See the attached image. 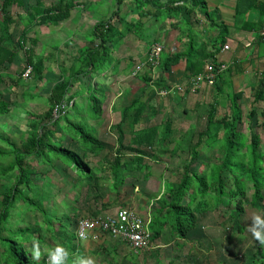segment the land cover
<instances>
[{
  "label": "trees",
  "instance_id": "obj_1",
  "mask_svg": "<svg viewBox=\"0 0 264 264\" xmlns=\"http://www.w3.org/2000/svg\"><path fill=\"white\" fill-rule=\"evenodd\" d=\"M121 1L119 0V4ZM146 1L153 2L157 8L140 12V18L143 16L155 17L157 13H160V10H164L168 13H180L187 19V12L193 13L199 10L211 23H215V12L208 11L205 0ZM34 2L29 7L23 8V0H1L0 82L3 80L1 70L7 69L9 64L13 62L18 47L25 50L27 55L25 69L27 66H31L30 72L36 74L40 79L43 77V58H35L32 48H25L23 45L25 44L24 38L34 25L57 23L65 20L75 5L73 0H54L49 5H46L44 0H34ZM17 4H20L22 11L12 12L10 8ZM120 8V11L126 12L125 5ZM117 13H120L119 9H116L113 14ZM235 13H241L237 5ZM21 23L24 27L19 30L18 27ZM258 26L254 28L258 30ZM93 34L97 44L84 51L85 55L82 59H84L86 66L79 73L80 76L87 77L88 80L92 79L91 72L100 71L105 63L109 62V44H112L113 41H119L121 38V34L116 31L112 23V18L97 23L93 28ZM226 36L227 28L221 25L220 32L213 44V51H209L206 56L207 64L218 63L214 55L224 45ZM194 39V37L188 39L187 48L184 52L176 53L167 58L164 62V68H168L184 57L190 56L196 43ZM201 72L203 69L198 73ZM198 73L196 72V74ZM220 76L216 78L214 84L217 85L220 82ZM70 78L52 87L47 97L49 102L47 109L33 115L39 126L34 128L33 133L27 137L21 146L15 145L4 133L0 132V185L2 187V197H0V264H48V252H42L39 259H33L30 253L31 240L38 239L42 242L41 234L43 232H48L49 238H55L57 240L56 245H63L70 250L72 256L69 264H72L76 257L83 256L79 242L76 243L75 228L72 230L67 228L70 218L59 214L55 206L44 207L41 198L37 196L41 186L40 184L33 185L30 175L31 171L34 172V170L33 168L29 169L30 164L28 163V161L38 160L49 165L53 159H57L75 167L82 177L93 179V170L83 158L87 156L86 152L93 154L107 147L106 143L99 140L98 136H93L88 130V126L91 124L89 121L97 122L102 116L105 90L99 91L98 82L94 80V84L89 87L87 95L80 90H74L71 98L67 101L65 96L72 85ZM252 94L253 102L245 116L249 121L255 118L257 109H259L258 104L264 103V72L257 74V83L252 88ZM79 96L82 97V101L76 102V98ZM241 96V91H232L228 97V111L223 112L221 116H218L216 103L210 107L205 129L197 134L196 142L190 147V158L184 163L178 180L176 182L164 180L162 192L155 196L158 206L154 215L149 211L147 214L149 217L148 228L151 233L149 243L152 247L153 242L162 237L165 228L168 229L173 239H186L191 230L201 227L199 223L203 222L205 214L210 210L217 211V208L218 212L221 210L227 212L228 216L225 220L231 219L238 223L241 214L244 212L245 203H247L248 189L251 191L248 200L250 206L255 209L264 207V133L261 137L249 126L248 134L242 131L244 116L239 102ZM89 103L90 105H88ZM62 104L67 107L64 110H57ZM144 107L145 104L142 99L136 98L124 109V112L134 111L137 120ZM74 109L76 110L74 111ZM8 111L9 103L0 98V116ZM126 119L127 117L124 116L119 123L125 122ZM45 120L47 121L46 124L43 123ZM59 121H63L66 133L71 139L70 146H62L53 141V132L48 126L57 129ZM256 124H260L264 128V106ZM170 126L171 123L168 120L163 123L161 136L170 131ZM213 128H215L214 131ZM157 129L158 126H150L133 134L131 141L136 147L129 148V152H125L122 144H116L115 155L109 164L112 174L116 178V181H113L111 185L112 191H116L119 185L123 184L128 174L139 173L142 170L145 159L149 156L137 147L151 146L155 141ZM221 130H223L222 135H219ZM164 137L166 138V135ZM222 138L224 144L218 152L219 161L205 159L203 150ZM203 156L204 158H202ZM195 162H199V167L196 170L193 167ZM30 192L36 194V198L29 195ZM20 205L24 206V214L28 212L39 214V220H35L33 225L31 224L33 222L24 226L20 225L18 219H25L20 210ZM219 218L222 219L223 217L219 216ZM237 227L240 231L244 229L238 224ZM26 244L28 245L26 246ZM56 245L53 244L51 248ZM249 264H264V246H261L259 251L252 253Z\"/></svg>",
  "mask_w": 264,
  "mask_h": 264
},
{
  "label": "rangeland",
  "instance_id": "obj_2",
  "mask_svg": "<svg viewBox=\"0 0 264 264\" xmlns=\"http://www.w3.org/2000/svg\"><path fill=\"white\" fill-rule=\"evenodd\" d=\"M44 2L49 5L54 0H44ZM32 3H35L34 0H23L22 7L27 8ZM73 4H78V2L73 0ZM114 6L115 3L102 5V19H106L108 10ZM22 7L17 4L10 9L12 12H18L22 11ZM80 15L83 16L84 12L82 11ZM113 21L115 22V20ZM140 31L143 35L145 34L143 28ZM54 33L49 37L44 38L43 36L44 39L42 38L43 44L47 48L43 51L45 71L41 79L33 72L25 74L27 55L25 50H21L18 46L13 62L9 64L7 69L1 70L3 80L0 82V98L9 103V111L0 116V132L4 133L17 146H21L27 137L33 133L34 128L39 126L33 115L47 109L49 105L47 97L55 84L66 81L71 77L72 85L65 96L67 101L71 98L74 90H80L87 94V86L90 87L91 84H94L93 80H88L87 77L85 79L82 76L72 77L74 75L72 71L81 66L80 61L73 58L76 53L73 47L70 46V41L66 42V45L59 52L52 48L61 46L62 43L57 40L58 35L56 36V32ZM68 37L69 35L63 36L64 39ZM24 43L26 47L31 46L28 39H25ZM77 43L81 46L79 42ZM138 59L140 58L138 57L136 61ZM205 62L207 64L208 60ZM108 66L109 62L105 63L97 73H101L103 70L107 71ZM245 69L237 68L235 73H240ZM260 69V66L257 65L256 70L259 71ZM253 70V67L251 69L248 67L247 71L249 73H245L244 77L242 76L241 79L236 80L231 90L238 91L241 89L243 93L239 100L244 116L242 131L248 134V129L252 127L262 137L264 128L260 124H256V121L260 119V111L264 103L260 102L258 104L259 109H257L255 118L249 121L245 117L253 102L252 89L249 88L247 82L249 80L251 84L253 82L257 83L256 75L258 72L256 71L254 74L255 79L252 80ZM144 73H146V70H144ZM96 80L98 79L96 78ZM103 80L111 87L113 82L111 74L107 73ZM96 82H98V90H103L99 80ZM201 90H204V87ZM210 92L212 90L208 91V97L204 99L203 105L206 104V106L203 111H205L207 103L214 98V95L210 97ZM223 96L217 99L218 116L228 111L229 100ZM81 101V96L76 98V102ZM105 110L104 115L97 122L90 120L91 126H88V130L93 136H98L99 140L107 145L105 149L96 153L86 152L87 156L83 158L86 159L87 165L93 170V179L82 177L75 167L57 159H53L49 165L38 160L28 161L30 164L29 169L33 168L34 170V172L31 171L30 175L33 185L40 184L41 186L38 189L37 196L41 198L44 207L55 206L59 214L70 218L67 224V228L70 230L74 228V222L80 217L105 216L113 214L120 207L132 208L142 218H147L148 211L154 215L158 206L155 196L162 192L164 180L168 179L173 182L178 180L184 163L190 158L189 149L196 142L199 131H202L205 126L204 117L207 113L202 112L197 120L191 118L190 121L187 120V123L182 122V120L173 121L170 131L164 133L165 138L160 133L162 124H160L161 117L159 115L151 116L150 122L134 124L129 119L119 123L114 120V113L109 114L107 107H105ZM43 123L46 124L47 121L45 120ZM150 126H158L154 143L151 146L137 147L149 156L145 159L142 170L139 173H134L132 181L126 177L123 184L119 185L116 191H112L111 185L113 181H116V178H114L109 164L115 155L116 144H122V148L126 150L125 152H129V148L136 147L131 141L133 134ZM48 127L53 132L54 142L62 146H70L71 139L66 133L63 121H59L57 129L53 126ZM187 127L189 129H186ZM222 131H219V135H222ZM223 144L222 138L205 148L203 150L205 159L219 161L218 152H220ZM198 164L199 162L194 163L195 170L199 167ZM224 174L226 175V172ZM1 192L2 187L0 185V197H2ZM29 195L35 197L36 194L30 192ZM250 196L251 191L248 189L247 203H245L244 212L241 214L238 223L231 219L225 220L228 216L225 210L223 212L222 210L218 212V208L217 211L210 210L203 217V220H207L206 223L204 225L202 222L199 223L201 227L195 229V232L200 231V233L194 238L188 235L186 240H175L170 236L168 229L165 228L162 237L153 242V248L143 249L137 253L126 243L112 238L108 234H102L101 237L93 241L83 239L79 242V246L83 251V256L93 257L96 264H249L252 253L259 251L261 246L253 240L251 232L248 231V226L252 223L251 217L253 215L257 213L264 214V207L255 209L250 206L248 201ZM23 209L24 206L20 205V210L25 216V219H18L20 225L24 226L31 222H33L31 223L33 225L35 220H39V214H33L32 212L24 214ZM218 214L224 219H220ZM218 221L221 225L217 223ZM237 224L244 227L243 231L238 229ZM41 235L43 238V241L40 242L41 252H48L52 249L53 244H57V240L49 238L48 232H43ZM149 245L151 244L149 243ZM229 246L230 248H228Z\"/></svg>",
  "mask_w": 264,
  "mask_h": 264
},
{
  "label": "crops",
  "instance_id": "obj_3",
  "mask_svg": "<svg viewBox=\"0 0 264 264\" xmlns=\"http://www.w3.org/2000/svg\"><path fill=\"white\" fill-rule=\"evenodd\" d=\"M75 1L78 4L72 7L69 17L65 20L57 23L34 25L24 38L28 39L31 46H25V48H32L35 58H43V51L47 47L42 40L56 32L57 40L62 43L61 46L52 48L59 52L66 45V42L70 41V46L76 53L73 58L79 60L81 65L72 71L74 74L72 77L80 76L79 73L86 66L84 59H82L85 55L84 51L97 44L93 28L97 23L104 21L102 19V5L115 3V6L108 10L105 20L112 18V23L116 31L121 34V38L119 41H113L112 44H109L110 60L107 71L91 72L90 76L93 81L97 78L105 90L102 115H104L105 107H107L109 114H115L114 120L117 122H120L125 116L127 117L126 121L130 119L131 123L139 124L140 122H150L151 116L159 115L161 117L160 124H162L161 133L163 132V123L167 120L171 124L177 120L187 123V120L190 121L191 118L197 120L202 112H207L204 117L206 126L210 107L215 103L217 107L218 97L224 95L223 97L228 98L230 96L234 82L241 79L242 76L244 77L245 73H249L248 67L254 68L251 75L252 80L255 79L256 71L258 73L264 72V0H205L208 11L215 12V23H211L199 10L193 13L187 12V19L180 13H168L164 10H160V13H157L155 17L143 16L140 18V12L157 8L153 2L146 0H122L120 4L119 0ZM157 1L161 2L162 0ZM122 5H125L126 12L120 11ZM236 5L239 6L241 13H235ZM116 9H119L120 13L113 14ZM82 11L84 12L83 16L80 15ZM221 25L227 28L224 44H228L229 48L222 50V45L214 58L217 62L226 63L228 67L220 76L221 80L217 85L207 86L205 83L198 86L193 85L191 79L196 72L198 73L205 67L206 56L209 51H213V44L220 32ZM256 26H258V30L254 28ZM23 27L24 25L21 23L18 28L21 30ZM142 28L145 30V36L140 31ZM61 35H69V37L64 39ZM191 37H194L196 42L193 50H191V55L184 57L168 68H164V62L167 58L186 50L188 39ZM80 39L82 40L80 41ZM152 41L159 42L163 46V53L161 64L153 71L152 83H149L150 77L146 73L133 75L132 71L136 59L146 53ZM257 65L261 68L259 71L256 70ZM237 68L246 69L240 73H235ZM107 73L111 74L113 79L111 87L103 80ZM82 78L85 79L83 76ZM247 85L252 89L256 83L251 84L248 80ZM203 87L204 90H201ZM88 89L87 86V91ZM211 90L209 95L210 97L214 95V98L210 102H206L207 107L203 111L206 106V104L203 105L204 99L208 97V91ZM161 91H166V93L161 94ZM136 98L142 99L145 104L137 120L134 111L124 112V109ZM188 127L186 129H189ZM127 177L132 181L134 174H128ZM206 221L203 220V225ZM217 223L221 225L219 221ZM198 233L200 231L195 232L193 229L187 234V237L188 235L193 238L197 237ZM186 239H181V241Z\"/></svg>",
  "mask_w": 264,
  "mask_h": 264
},
{
  "label": "built area",
  "instance_id": "obj_4",
  "mask_svg": "<svg viewBox=\"0 0 264 264\" xmlns=\"http://www.w3.org/2000/svg\"><path fill=\"white\" fill-rule=\"evenodd\" d=\"M228 44L222 46V50H228ZM163 46L159 42H152L146 53L139 57L132 71L133 75L144 73L150 77L149 83H152V73L157 69L162 61ZM228 65L223 62L208 63L203 72L194 75L191 79L193 85L205 83V85H214L216 78L221 75ZM31 71V66H27L25 74ZM165 94L166 91H161ZM67 106L60 105L57 110H64ZM56 110V111H57ZM149 217L142 218L136 211L129 207H121L113 214L80 217L75 222L76 243L83 239L96 240L102 234H108L112 238L119 239L131 247L134 252L149 247L151 233L148 229ZM85 233L86 235H81Z\"/></svg>",
  "mask_w": 264,
  "mask_h": 264
},
{
  "label": "clouds",
  "instance_id": "obj_5",
  "mask_svg": "<svg viewBox=\"0 0 264 264\" xmlns=\"http://www.w3.org/2000/svg\"><path fill=\"white\" fill-rule=\"evenodd\" d=\"M251 220L252 223L248 226V231L251 232L252 238L255 242H258L260 246H264V214L257 213L251 217ZM81 235L86 234L81 233ZM150 246L151 245L146 249L152 248V246ZM30 253L33 259H39L41 257V243L38 239L31 240ZM71 256L72 253L68 248L58 244L48 251V264H69ZM72 264H96V261L91 256H78L72 261Z\"/></svg>",
  "mask_w": 264,
  "mask_h": 264
}]
</instances>
